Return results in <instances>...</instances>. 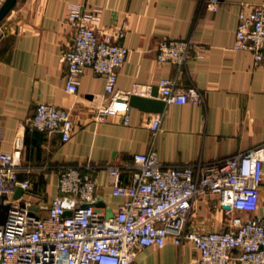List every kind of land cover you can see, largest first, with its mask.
<instances>
[{
    "label": "crops",
    "instance_id": "0c3cea01",
    "mask_svg": "<svg viewBox=\"0 0 264 264\" xmlns=\"http://www.w3.org/2000/svg\"><path fill=\"white\" fill-rule=\"evenodd\" d=\"M263 3L217 0L213 9L206 0H14L0 13V152H11L21 140L19 179L31 182L29 200L48 205L57 195L61 168L100 166L94 170V206L111 217L123 199L112 194L106 164L130 166L135 154L151 149L165 166L212 164L264 143V62L255 64L251 53L232 48L239 12ZM73 10L90 17L87 26L100 34L125 31L129 54L107 100L127 103L130 95L151 98L153 91L162 100L158 82L173 78L178 89L201 91L203 104L166 103L160 114L128 106V124L123 113L95 122L104 78L86 69L77 92L69 94L66 67L59 61L72 44L66 18ZM166 39L191 42L190 57L181 66L157 61V44ZM39 103L71 112L69 141L62 142L59 132L29 127ZM155 117L160 124L154 133ZM254 215L264 218V166ZM228 219L214 195L192 202L189 225L195 230H226ZM198 257L191 243L178 247L167 240L162 248L137 250L132 264H197Z\"/></svg>",
    "mask_w": 264,
    "mask_h": 264
},
{
    "label": "built area",
    "instance_id": "2783aa9c",
    "mask_svg": "<svg viewBox=\"0 0 264 264\" xmlns=\"http://www.w3.org/2000/svg\"><path fill=\"white\" fill-rule=\"evenodd\" d=\"M5 1L0 0V8ZM206 2L215 9L217 0ZM89 18L77 10L66 18L72 44L59 57L66 67L65 91L75 94L80 76L90 69L105 80L104 94L94 105V121L123 113L122 121L128 124L127 103L107 100L129 54L123 44L125 31L100 34L87 26ZM234 36V50L251 53L255 64L264 62V3L239 12ZM191 46L190 41L162 40L156 59L181 66L190 57ZM158 88L166 103L204 101L201 91L178 89L173 78L160 79ZM159 124V117L152 119L154 133ZM28 125L35 131L59 132L62 142L69 141L74 130L71 112L47 103L36 105ZM21 152L19 138L11 152H0V204L9 205L0 225V264H132L137 250L162 248L167 240L178 247L191 243L199 253L197 264H264V218L254 215L260 201L264 143L212 164L165 166L153 149L135 154L130 166L106 164L112 194L123 199L111 217L92 205L98 193L94 170L100 166L90 164L61 168L57 195L48 205L33 204L27 196L31 182L19 179ZM17 188L23 192L14 199ZM213 195L229 217L227 229L191 228L192 202ZM31 205L37 210L32 211ZM66 210L69 216H64Z\"/></svg>",
    "mask_w": 264,
    "mask_h": 264
},
{
    "label": "water",
    "instance_id": "95a60500",
    "mask_svg": "<svg viewBox=\"0 0 264 264\" xmlns=\"http://www.w3.org/2000/svg\"><path fill=\"white\" fill-rule=\"evenodd\" d=\"M14 0H6L4 4L0 8V13L7 10ZM127 104L130 107L137 108L141 111L147 112V113H153V114H160L163 112L164 107L166 105V102L163 100L157 99V92L153 91L151 93V98H146L139 95H130ZM23 190L21 188H17L13 198L18 199L22 195ZM97 203H93L92 205H96ZM67 205V202H66ZM90 204H83L82 207H86ZM224 208L229 209L230 206L228 204H224ZM9 209V205H3L0 204V225H3L6 217L7 212ZM30 209L32 211H36L37 207L35 205H31ZM71 212L69 210H66L64 212V216H69Z\"/></svg>",
    "mask_w": 264,
    "mask_h": 264
}]
</instances>
